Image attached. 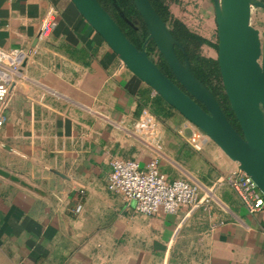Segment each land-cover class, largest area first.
<instances>
[{
  "label": "crops",
  "instance_id": "crops-1",
  "mask_svg": "<svg viewBox=\"0 0 264 264\" xmlns=\"http://www.w3.org/2000/svg\"><path fill=\"white\" fill-rule=\"evenodd\" d=\"M0 48L25 55L0 168L39 190L0 177V264H264V208L249 213L224 182L238 165L202 133L196 151L198 130L174 109L155 115L157 95L71 0H0ZM145 110L157 123L150 145L137 135ZM155 157L211 203L144 216L108 190L114 160Z\"/></svg>",
  "mask_w": 264,
  "mask_h": 264
},
{
  "label": "water",
  "instance_id": "water-1",
  "mask_svg": "<svg viewBox=\"0 0 264 264\" xmlns=\"http://www.w3.org/2000/svg\"><path fill=\"white\" fill-rule=\"evenodd\" d=\"M86 23L102 38L120 62L168 106L181 114L236 163L264 194V34L253 26V10L261 0H212L217 25L222 84L241 134L228 120L213 93L192 73L189 58L149 0H133L148 38L139 50L97 0H71ZM117 12L129 20L111 0ZM263 38V40H261ZM153 41L177 84L166 76L146 51ZM176 49L185 59L181 62ZM0 177L36 193L18 176L0 168Z\"/></svg>",
  "mask_w": 264,
  "mask_h": 264
},
{
  "label": "built area",
  "instance_id": "built-area-1",
  "mask_svg": "<svg viewBox=\"0 0 264 264\" xmlns=\"http://www.w3.org/2000/svg\"><path fill=\"white\" fill-rule=\"evenodd\" d=\"M47 30V26H44L41 34H45ZM24 58L23 53H9L0 48V126L5 120L11 87L21 76ZM156 128L155 116L145 110L137 124L138 137L150 145ZM195 128L198 133L193 134L190 142L196 151H201L202 132ZM224 182L234 190L249 213L260 212L264 208V194L240 169L231 173ZM107 187L112 193L122 196L126 202H133L136 212L144 216H155L160 212L176 215L184 208L193 212L209 205L213 200L211 191L203 193L198 186L185 180H169L161 171L159 159L156 157L146 166H141L136 161L114 160L111 163ZM80 210L81 207H78L76 212Z\"/></svg>",
  "mask_w": 264,
  "mask_h": 264
},
{
  "label": "trees",
  "instance_id": "trees-1",
  "mask_svg": "<svg viewBox=\"0 0 264 264\" xmlns=\"http://www.w3.org/2000/svg\"><path fill=\"white\" fill-rule=\"evenodd\" d=\"M97 1L103 7V9L116 21V23L119 25V27L121 28L123 33L128 37V39L140 50L148 38V32L144 23H142L143 27L141 29V32L138 33L131 26H129V24L125 22L122 16H120L111 0ZM149 1L153 8L156 10L157 14L160 16V18L169 26V21L171 17L169 5L171 2H177V0ZM117 2L128 19L130 17H139L133 0H117ZM169 29L171 30V33L174 38L184 48L187 57L189 58L190 68L193 75L213 93L230 123L241 134L239 125L230 108V104L224 91L217 59L205 58L198 54L199 49L204 45L213 48L215 47L217 50L218 45H214L209 40L195 34L180 20H176L172 28L169 27ZM153 48L156 49L155 44L153 43V41H150L146 46V51L149 56H151ZM176 52L180 61L184 62L185 57L183 53L178 49H176ZM157 55L159 62L157 61L155 63L158 68L177 84L166 61L163 59L159 52ZM157 97L158 103L155 105L153 113L158 116L161 112H164L163 106L168 105L159 96ZM168 107L171 108L170 106Z\"/></svg>",
  "mask_w": 264,
  "mask_h": 264
},
{
  "label": "rangeland",
  "instance_id": "rangeland-1",
  "mask_svg": "<svg viewBox=\"0 0 264 264\" xmlns=\"http://www.w3.org/2000/svg\"><path fill=\"white\" fill-rule=\"evenodd\" d=\"M171 17L169 27L172 28L176 20L184 23L192 32L209 40L212 44L218 45L217 25L215 12L211 0H177L170 3ZM253 26L257 28L261 36L264 33V11L254 9ZM151 57L159 62L158 50L152 49ZM198 54L205 58L217 59V49L207 45L202 46Z\"/></svg>",
  "mask_w": 264,
  "mask_h": 264
},
{
  "label": "flooded vegetation",
  "instance_id": "flooded-vegetation-1",
  "mask_svg": "<svg viewBox=\"0 0 264 264\" xmlns=\"http://www.w3.org/2000/svg\"><path fill=\"white\" fill-rule=\"evenodd\" d=\"M261 1H263L264 2V0H261ZM261 10H263L264 11V9H261ZM129 20H131L134 24H136L137 26H139V28H140V30L139 31H136V32H138V33H140L141 32V29H142V27H143V22H142V20L139 18V17H130L129 18ZM130 26V25H129ZM264 34V33H263ZM261 40H263V38H261Z\"/></svg>",
  "mask_w": 264,
  "mask_h": 264
}]
</instances>
